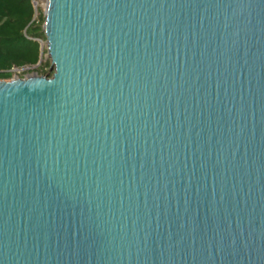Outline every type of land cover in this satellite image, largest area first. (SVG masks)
Returning a JSON list of instances; mask_svg holds the SVG:
<instances>
[{"label":"water","instance_id":"obj_1","mask_svg":"<svg viewBox=\"0 0 264 264\" xmlns=\"http://www.w3.org/2000/svg\"><path fill=\"white\" fill-rule=\"evenodd\" d=\"M42 15L52 74L0 78V264H264V0Z\"/></svg>","mask_w":264,"mask_h":264},{"label":"trees","instance_id":"obj_2","mask_svg":"<svg viewBox=\"0 0 264 264\" xmlns=\"http://www.w3.org/2000/svg\"><path fill=\"white\" fill-rule=\"evenodd\" d=\"M32 8L30 0H0V78L9 77L12 66L34 64L38 60L37 39H44L40 25L43 15L39 12L32 18ZM48 65V58L40 61L36 72L50 76L53 70H46Z\"/></svg>","mask_w":264,"mask_h":264},{"label":"rangeland","instance_id":"obj_3","mask_svg":"<svg viewBox=\"0 0 264 264\" xmlns=\"http://www.w3.org/2000/svg\"><path fill=\"white\" fill-rule=\"evenodd\" d=\"M31 1V4L34 5V8L33 9V13H32V16H34L33 18L37 17L38 16V13L39 12H42V7H43V4H44V0H30ZM33 7V6H32ZM43 21V20H42ZM42 24V22L40 21V25ZM42 42L41 44V48H45V44H44V39H40L38 38L37 39V42ZM44 53V52H43ZM42 53V54H43ZM48 57H45L44 59H42L41 61H45ZM39 63H34V64H28V65H23V66H12L10 68V76L7 77V78H4V79H9L10 77H12L13 75H17V76H24L25 74L27 73H30V72H33L35 71L36 72V68L38 66ZM46 70H51L50 68V65H48L46 68ZM37 73V72H36ZM38 74V73H37ZM41 75H44V74H41ZM46 76V75H45Z\"/></svg>","mask_w":264,"mask_h":264},{"label":"built area","instance_id":"obj_4","mask_svg":"<svg viewBox=\"0 0 264 264\" xmlns=\"http://www.w3.org/2000/svg\"><path fill=\"white\" fill-rule=\"evenodd\" d=\"M10 70V69H9Z\"/></svg>","mask_w":264,"mask_h":264}]
</instances>
